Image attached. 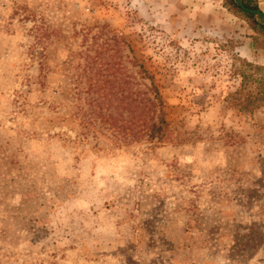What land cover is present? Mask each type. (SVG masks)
<instances>
[{"label":"rangeland","instance_id":"rangeland-1","mask_svg":"<svg viewBox=\"0 0 264 264\" xmlns=\"http://www.w3.org/2000/svg\"><path fill=\"white\" fill-rule=\"evenodd\" d=\"M225 2L0 0V264H264V106L226 100L264 47Z\"/></svg>","mask_w":264,"mask_h":264},{"label":"trees","instance_id":"trees-1","mask_svg":"<svg viewBox=\"0 0 264 264\" xmlns=\"http://www.w3.org/2000/svg\"><path fill=\"white\" fill-rule=\"evenodd\" d=\"M246 7L259 9L256 0H241ZM225 5L228 9L249 22L250 28L253 30L251 35L254 47H264V20L260 21L258 14L241 8L235 0H226ZM239 66L237 73L241 76L239 87L228 93L226 100L231 107L242 112H252L261 106H264V63L250 61L244 58L238 59ZM142 66V65H141ZM142 70L149 78L151 74L147 73L146 68L142 66ZM150 95L146 91L143 92L139 99V125L135 134L146 135L150 140H162L167 136L168 122L164 118L165 103L163 97L158 90L156 84L151 81L149 88ZM155 105L157 110V120L152 121V115L149 111ZM118 127H127L124 130V139L128 141L129 130L133 129L135 123L132 118H128L122 125L116 123ZM128 138V139H127Z\"/></svg>","mask_w":264,"mask_h":264},{"label":"water","instance_id":"water-1","mask_svg":"<svg viewBox=\"0 0 264 264\" xmlns=\"http://www.w3.org/2000/svg\"><path fill=\"white\" fill-rule=\"evenodd\" d=\"M235 1L238 3V5L241 8H243V9H245L247 11H250V12L258 14L262 18V20H264V12L260 11L259 9H253V8L246 7L241 0H235Z\"/></svg>","mask_w":264,"mask_h":264},{"label":"crops","instance_id":"crops-1","mask_svg":"<svg viewBox=\"0 0 264 264\" xmlns=\"http://www.w3.org/2000/svg\"><path fill=\"white\" fill-rule=\"evenodd\" d=\"M258 1V6L262 12H264V0H257Z\"/></svg>","mask_w":264,"mask_h":264}]
</instances>
